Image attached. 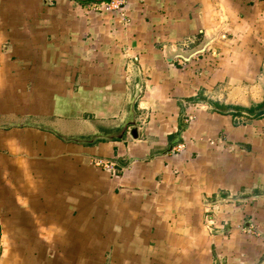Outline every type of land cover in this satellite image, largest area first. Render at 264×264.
<instances>
[{"label":"crops","instance_id":"obj_1","mask_svg":"<svg viewBox=\"0 0 264 264\" xmlns=\"http://www.w3.org/2000/svg\"><path fill=\"white\" fill-rule=\"evenodd\" d=\"M0 264H264V0H0Z\"/></svg>","mask_w":264,"mask_h":264},{"label":"built area","instance_id":"obj_2","mask_svg":"<svg viewBox=\"0 0 264 264\" xmlns=\"http://www.w3.org/2000/svg\"><path fill=\"white\" fill-rule=\"evenodd\" d=\"M104 7H106L107 9H110L112 11L113 10H119V9H121L120 8V4H116L114 1H112V2H104L103 4H101V5L98 6L97 10H103ZM104 167L106 169L110 170V171H113V169H114L113 163H109V162L106 163L104 165Z\"/></svg>","mask_w":264,"mask_h":264},{"label":"water","instance_id":"obj_3","mask_svg":"<svg viewBox=\"0 0 264 264\" xmlns=\"http://www.w3.org/2000/svg\"><path fill=\"white\" fill-rule=\"evenodd\" d=\"M133 110H134V106H133ZM129 126H136V116H135V111H134V116L132 117V120H130V121L127 123L126 129H127ZM131 135H132L134 138H138V134L136 133V131H135L134 129L131 131ZM176 143H177V144L182 143V139H181V137H179V139H178V141H177Z\"/></svg>","mask_w":264,"mask_h":264}]
</instances>
